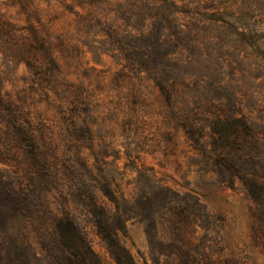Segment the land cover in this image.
<instances>
[{"label":"rangeland","instance_id":"374dc122","mask_svg":"<svg viewBox=\"0 0 264 264\" xmlns=\"http://www.w3.org/2000/svg\"><path fill=\"white\" fill-rule=\"evenodd\" d=\"M60 221L264 264V0H0V264H77Z\"/></svg>","mask_w":264,"mask_h":264},{"label":"trees","instance_id":"16d2710c","mask_svg":"<svg viewBox=\"0 0 264 264\" xmlns=\"http://www.w3.org/2000/svg\"><path fill=\"white\" fill-rule=\"evenodd\" d=\"M56 233L60 246L72 257V261L77 264H99L87 241L73 223L69 221L58 222ZM106 238L113 243L112 255L116 263L131 264V257L124 249L119 248L113 237L107 234Z\"/></svg>","mask_w":264,"mask_h":264}]
</instances>
